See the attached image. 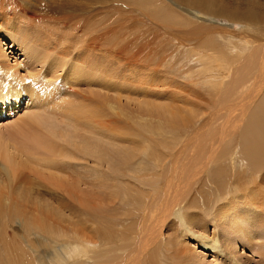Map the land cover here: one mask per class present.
Here are the masks:
<instances>
[{
  "label": "bare ground",
  "instance_id": "bare-ground-1",
  "mask_svg": "<svg viewBox=\"0 0 264 264\" xmlns=\"http://www.w3.org/2000/svg\"><path fill=\"white\" fill-rule=\"evenodd\" d=\"M44 1L0 0V76L13 78L18 88L8 82L11 96L0 98V106L22 102L28 81L48 92L49 101L74 95L65 100L70 108L59 105L60 118L74 128L46 125L57 143L43 145L42 159L27 157L47 172L5 156L10 168L2 167L7 181L0 180V264H195V251L181 243L187 233L223 255L215 240L220 231L237 229L252 240L264 239V4L171 0L190 16L153 22L161 0ZM116 2L139 9L137 18L158 27L165 19L173 24L168 34L176 37L183 65H156L148 39L122 34L120 19L113 24L99 19ZM211 19L238 26L239 36L229 26H212ZM68 27L74 31L67 33ZM76 29L88 32L80 36ZM5 41L12 42L10 54L20 49L34 59L27 76L10 65L1 50ZM36 65L42 69L36 71ZM58 69L69 72L64 80L49 77ZM93 75L97 81L110 76L118 89L134 87L152 99H143L137 122L124 120L115 103L106 104L107 96L75 89L80 81L93 84ZM198 84L213 90L208 100ZM217 124L221 128L210 131ZM127 131H135V139L123 137ZM39 142L42 147L45 138ZM74 159L85 168L76 169ZM244 175L251 180L243 182ZM208 224L217 229L213 238L203 233Z\"/></svg>",
  "mask_w": 264,
  "mask_h": 264
},
{
  "label": "rangeland",
  "instance_id": "rangeland-1",
  "mask_svg": "<svg viewBox=\"0 0 264 264\" xmlns=\"http://www.w3.org/2000/svg\"><path fill=\"white\" fill-rule=\"evenodd\" d=\"M38 1L40 3H45L44 0H38ZM76 1L82 2L81 0H76ZM156 1L158 2L159 0H156ZM257 1L264 4V0H257ZM83 2H85V0ZM174 3L176 4L177 2L174 0ZM213 3L216 5L220 4L219 1H214ZM111 4L116 5V6H107L105 8V10H103L104 15L102 16L100 14L99 17L100 16L101 17L99 19H101V18L104 19L106 17L107 19L110 20L109 24H113L115 21L120 19L121 23L118 25V27H121L122 34H124L125 36H130L132 33L134 36H137L141 40L148 39L149 45H150L151 50H152L151 59L153 60V63H155L156 65H161L162 67H164L166 63H171V62L175 65L173 67H177V65H180V66L183 65L182 61H185V57H183L181 50H178L180 46L176 45V43L172 40L173 38H176V37L173 36L172 34H168L169 30L171 29L173 24L168 23L165 19V22L163 25H161V27H162L161 28V27L156 26L151 21L156 22L159 19L158 17L162 18L164 16H166V18H167V16H169L170 18L176 19L178 21L181 18H186L187 16H190L189 14L183 13L180 10H178L177 6H175L171 2V0H169V1L161 0L160 6L158 7V9L161 11V13H159L158 15L152 14L151 15V21L149 20L146 22L143 18H137L136 17L139 15V12H138L139 9L135 8L136 11L132 10L129 7H127L125 4H122L119 2L111 3ZM120 5H124V6L122 7ZM186 9H189L193 12H196L195 10H193L191 8H186ZM151 10H152V8H151ZM88 11H90V9ZM132 23H135L136 26L131 25ZM213 23H217L223 29H224V27L226 28L227 26L230 27V24L226 19H215V22L211 19V24H212V26L215 27V24H213ZM93 28H95V26H93ZM72 29L73 28H71V27L65 28V30H69V31H67V33L74 31ZM230 29L228 30L229 32H233L234 34H237V36H239L238 35L239 34V27L238 26L237 27L235 26L234 29L230 27ZM117 30H118V28H117ZM85 31L88 32L87 29H85ZM85 31L82 32V30L81 31L77 30L76 31L77 33H74V34L80 35L79 33L82 32L81 35L83 33H84L83 35H85L86 34ZM128 31H132V32H128ZM117 33L121 34L119 31H117ZM133 35H132V37H133ZM212 37L215 40H217V37H215V36H212ZM218 39H219V40H217L218 42L223 41V39L220 37ZM237 40L239 41V39H237ZM237 40L235 41V43L238 42ZM144 42H147V41H144ZM11 43L12 42L8 43L5 41L6 45H2L1 50L3 52H6L7 56L11 58V60H10L11 66L15 67V66L19 65L17 74L21 75L20 77H22V75L27 76V74H28L27 67L30 66L31 67L30 69H32V65L30 64V62L32 63L34 61V59L29 58V56H27V55H21L23 52H21L20 49L19 50L17 49L16 51L15 50L12 51L13 54H10L11 49L9 50V52H7L6 48L8 46H9V48H11ZM37 50H41L43 52L44 49H37ZM37 53H39V52L37 51ZM213 54L215 55V53H213ZM29 59H31V60H29ZM44 65H46V66L45 67L42 66L43 68H45L43 70H46L48 64H44ZM42 67L40 65H36L35 66L36 71L37 70L39 71V69L41 70ZM53 73L54 72H52V74L51 73L49 74V77L51 79H53L57 76L56 78H58V77L59 78L56 80H59V79L64 80V77H66V73H69V72H67V71L62 72L60 69H58L55 71V75ZM0 74H1V76H3L2 72H0ZM60 74H62V75H60ZM1 76H0V98L4 97L10 93V92H8L9 91L8 89L10 86H13L14 88L16 87L15 86L16 82L13 83L14 82L13 78L9 79L8 81H3L1 79ZM95 77L96 76L93 75V78L95 79V80H93L94 81L93 84H91L92 80L87 81L85 79L86 81H80L78 84L77 83L74 84L75 89H78V91L82 94L89 93L88 95H90V93H94L93 94L94 97H95L96 93H97V95L102 96L103 98H104V95L107 96L108 101H106V104H109L108 103L109 101L112 104L115 103V105L118 106L117 108H118L119 112H121L120 114L123 116L124 120L126 117H128L129 118L128 120L132 124L137 122L140 118L139 113H140L141 109H143L142 106H143V104H145V103H143L144 100L147 99V100L151 101L152 99L150 97H146L145 95L141 94L139 92L140 89L137 90L134 87L126 88V87L121 86L118 89V87L115 85L117 79L115 80L110 76L107 77V79L109 81L107 79L97 81L98 79H96L97 77L96 78ZM88 79L90 80V78H88ZM15 80L19 81L18 78H15ZM81 80H83V79H81ZM10 81L11 82L13 81V82L11 83ZM8 82H10L12 85L9 86ZM95 82H96V84H95ZM101 82H104V83H101ZM23 85L25 86V89H27L29 94L27 92H24L26 95H23L22 102H19L18 104L12 103L10 106H9V104H7L6 106H0V108H1V111H0V155H1L0 156V180L5 179L7 181V177H4L6 175L4 174L2 167L4 168L7 165V167H6L7 170L10 168L9 163H6L8 160L13 161V162H15V160H16L17 163L19 162V164H23V165H25L31 169H35L38 166V168L35 170H38V171L44 170V172H47L46 167H43L38 163H32L31 160H28V157L36 154L34 157L32 156L31 158H38V159L44 158L43 155L46 156V154H45L46 153L45 152L46 146H43V145L47 144V142L49 144L53 145L54 142L56 141L55 139H53V137H51L49 132H46V128H48V126L50 128H54V126L55 127L57 126L54 129H57V130L62 129L64 131H67L68 129L70 130V129L74 128L73 124H71V123L69 124L68 119H67L68 120L67 121L65 119L60 118L61 117L60 114L64 110L59 107L60 103H63V105H65L66 108L67 107L70 108V106H67L65 104V100L71 101L70 99H72L74 95L68 94V96L64 100L59 99L57 97L55 99L53 98L52 101H49L48 98L50 96H49L48 92H45L44 90L38 88V86H37V88H35V87H33V85L32 86L29 85L28 81H25L23 83ZM28 85L30 86L29 90L27 88ZM44 87L47 88V86H44ZM114 87H116V88H114ZM197 88H199V90L201 91L200 93H201V96L204 100H208V97L213 92V90L209 91L207 89H204L202 87V85H200V84H198ZM15 89H18V88H15ZM31 89L35 91L32 95L30 94ZM113 90H115V91H113ZM197 91H198V89H197ZM202 91H204V92H202ZM13 93H15V91H13ZM47 93H48V95H47ZM98 93H100V94H98ZM116 93H118V94L114 95ZM207 93H209V94H207ZM90 96H92V95H90ZM68 97H70V99ZM113 97H116L117 99L113 98ZM43 99H46V100H43ZM14 100L15 99H13V101ZM115 100L118 102L121 100L120 101L121 103L120 102L119 103L113 102ZM135 100H137V101H135ZM45 101H46V103H45ZM129 101H131V102H129ZM57 102H59V103H57ZM141 112H144V111H141ZM56 115L57 116L59 115V117H57ZM35 117H37V118H35ZM35 119H37L38 121H36ZM49 119H51V120H49ZM48 120H49V122H48ZM46 123H48V124H46ZM153 123L154 124H152V125H157L159 123V120L157 118H153ZM46 125H48V126H46ZM218 128H221L220 124H217V126L211 128L210 131H214ZM40 135H42V137ZM122 136L125 137L126 139H135V131H127ZM169 137L171 138L172 136L170 135ZM43 138H45V142H43ZM153 138H154V136L151 139H153ZM161 139H162L161 137L155 136L154 140H161ZM34 140H36V141H34ZM39 140L40 141L42 140V142H43L41 144L42 147L40 146ZM38 143H39V145H38ZM55 143H57V142H55ZM66 147L69 148V145H67ZM25 148H27V149H25ZM71 148H72V146H70L69 149L73 150V148L72 149ZM32 150H33V153H32ZM30 152H31V154H30ZM5 156H6V158L9 156L8 157L9 159L5 160ZM73 163H75V164H73ZM71 164H73V166L76 167V169L78 168L77 166L80 167L79 168L80 170H82V166H83V168H85L84 162L81 160H78V159H74L71 162ZM92 165H93V163H92V161H90V163H88V166L92 167ZM16 167H18V165ZM51 171L53 173L54 172L62 173L60 170H51ZM249 180H251V177L249 175H244L242 178L243 182H246ZM43 198L41 197V199H43ZM48 198H47V200H48ZM56 204L59 206V203H56ZM58 206H56V207H58ZM66 215H69V217L71 219L74 218L73 216H71L68 213ZM75 219L76 218H74L73 220L75 221ZM15 229H16V226H15ZM192 231L196 232L197 230L192 228ZM255 232H257V230ZM203 233L206 236H208L209 238H213L215 236L214 234L217 233V229L215 230L212 225H209L207 232L206 233L203 232ZM165 234H166V237L169 235L171 236L170 231H166ZM195 234H197V233H195ZM224 234H225V237L229 236L228 239L224 238ZM186 235L187 236L182 238L181 243H182L183 247L187 245L186 247H189V249L195 251L196 258L193 259V260H195L194 261L195 264H264V262L262 261V258L264 255V246H263L264 245V239L256 238L255 240H252L249 237H247L246 235H244L243 232L241 233L240 230L232 229V231L226 232V233H223L222 231H220V235L218 234L219 236L218 235L215 236V240H217V244L221 247L222 251H225L224 255L221 253H218V251L209 252L208 250H206L204 248L203 245H201L199 243V241H197L194 238V236L192 234L190 235V233H187ZM174 241H178V240L175 239ZM225 255L227 257H230L229 259H231V261L227 257H224ZM38 257H43V253L41 255H39ZM47 259H50V258H47ZM91 262L93 263V261H91ZM167 262H169V260H167ZM49 263H51V262H49ZM68 263L72 264V260L68 261ZM99 263L100 262L97 260L96 264H99ZM185 264H187V263H185Z\"/></svg>",
  "mask_w": 264,
  "mask_h": 264
}]
</instances>
